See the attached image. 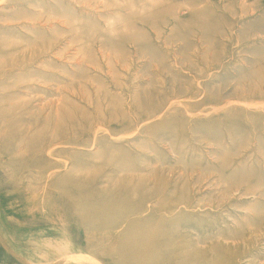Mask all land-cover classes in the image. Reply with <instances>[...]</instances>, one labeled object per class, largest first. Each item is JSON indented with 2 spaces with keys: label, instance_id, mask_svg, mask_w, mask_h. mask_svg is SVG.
I'll use <instances>...</instances> for the list:
<instances>
[{
  "label": "rangeland",
  "instance_id": "1",
  "mask_svg": "<svg viewBox=\"0 0 264 264\" xmlns=\"http://www.w3.org/2000/svg\"><path fill=\"white\" fill-rule=\"evenodd\" d=\"M0 264H264V0H0Z\"/></svg>",
  "mask_w": 264,
  "mask_h": 264
}]
</instances>
